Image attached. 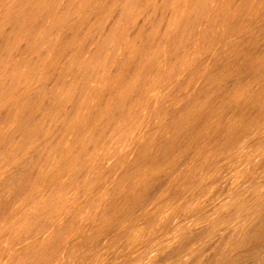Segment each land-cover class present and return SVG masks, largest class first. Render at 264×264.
Segmentation results:
<instances>
[{
  "label": "bare ground",
  "instance_id": "6f19581e",
  "mask_svg": "<svg viewBox=\"0 0 264 264\" xmlns=\"http://www.w3.org/2000/svg\"><path fill=\"white\" fill-rule=\"evenodd\" d=\"M0 264H264V0H0Z\"/></svg>",
  "mask_w": 264,
  "mask_h": 264
}]
</instances>
